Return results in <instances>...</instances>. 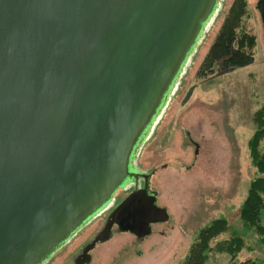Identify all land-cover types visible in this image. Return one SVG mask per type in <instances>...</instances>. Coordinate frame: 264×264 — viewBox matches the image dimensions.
Wrapping results in <instances>:
<instances>
[{
    "label": "water",
    "instance_id": "95a60500",
    "mask_svg": "<svg viewBox=\"0 0 264 264\" xmlns=\"http://www.w3.org/2000/svg\"><path fill=\"white\" fill-rule=\"evenodd\" d=\"M218 5L0 0V264H43L140 178L123 228L169 220L133 160Z\"/></svg>",
    "mask_w": 264,
    "mask_h": 264
},
{
    "label": "rangeland",
    "instance_id": "374dc122",
    "mask_svg": "<svg viewBox=\"0 0 264 264\" xmlns=\"http://www.w3.org/2000/svg\"><path fill=\"white\" fill-rule=\"evenodd\" d=\"M246 11L236 36L255 37L249 61L233 66L223 56L210 69L203 60L215 43L233 0H219L201 36L174 82L165 106L155 118L133 160L146 173L156 204L166 209L169 220L151 225L150 234L120 264H181L195 241L197 231L215 217L223 216L230 231L241 234L239 206L249 180L255 175L247 149L253 132L252 116L264 106V28L256 2L244 0ZM236 43L231 45V53ZM248 52L247 48H244ZM145 181L140 178L139 184ZM118 190L106 208L77 232L69 243L45 264H71L70 252L97 229L106 212L130 189ZM226 235L220 238H225ZM133 237L114 234L96 245L90 264H109ZM248 232L251 249L231 257L211 252L208 264H264V244ZM135 248V247H133ZM137 253V254H136ZM253 260V263L250 261Z\"/></svg>",
    "mask_w": 264,
    "mask_h": 264
},
{
    "label": "trees",
    "instance_id": "16d2710c",
    "mask_svg": "<svg viewBox=\"0 0 264 264\" xmlns=\"http://www.w3.org/2000/svg\"><path fill=\"white\" fill-rule=\"evenodd\" d=\"M245 11L244 0H233L216 41L203 60V66L210 69L215 59L225 55L230 56L226 62L233 66L239 67L249 61L255 37L247 33L236 36V30ZM234 42L236 49L232 54L231 45ZM244 48H247L248 52ZM252 122L254 129L247 140V149L250 163L255 168V175L249 180L246 194L239 206V219L243 230L241 234L230 231V224L223 216L211 219L199 228L195 241L190 245L189 253L181 264H208L211 252L226 253L234 257L242 249L249 250L251 248L246 243L248 232L256 234L259 237L258 242L264 244V106L254 112ZM223 235L226 237L220 238ZM250 262L253 263V260Z\"/></svg>",
    "mask_w": 264,
    "mask_h": 264
},
{
    "label": "flooded vegetation",
    "instance_id": "af4514ba",
    "mask_svg": "<svg viewBox=\"0 0 264 264\" xmlns=\"http://www.w3.org/2000/svg\"><path fill=\"white\" fill-rule=\"evenodd\" d=\"M140 181V179H139ZM139 181H137V184H139ZM137 184H132L130 185V189L128 191V193L126 194V196H128L130 194L131 191H133V189L135 188V186H137L138 188H142L143 187V182L140 183V185ZM127 188V185L126 187ZM149 192H153V189L149 188ZM154 195L156 197V192L154 191ZM124 196L123 198H121L120 200H118L113 207H111L106 214L104 215V218L101 222V225L97 228V229H93L92 232H90V236L85 237L84 239L80 240L73 248H72V252H70V261L71 264H90L91 260H92V256H93V251L96 248V245L100 243V240L104 239L106 237V239H104V241L112 239L113 235H119V234H128L129 236L133 237L130 244L123 246L121 248V250H118V252L116 253V256H114L109 264H120L121 261L127 257L132 255L133 253H135V251H137L136 247L141 243V241H143L148 235H145L140 241H138V236L132 232L130 229H125L124 227V216H123V212L124 211H115V208L121 203V201L126 197ZM115 197V196H114ZM113 197V198H114ZM113 200V199H112ZM157 200V199H156ZM156 203V202H155ZM111 204V203H110ZM156 224V223H153ZM152 225V224H151ZM151 225H150V229H151ZM84 228V227H83ZM81 228V229H83ZM123 228V229H122ZM80 229V230H81ZM80 230H78L77 232H79ZM119 230V231H118ZM76 232V233H77ZM75 233V234H76ZM74 234V235H75ZM73 235V236H74ZM72 236V237H73ZM71 237V238H72ZM70 238V239H71ZM70 240H68L66 243H64L60 248H58L49 259L52 258V256L61 248H63L66 244L69 243ZM105 241V242H106ZM135 247V248H133ZM138 252V251H137ZM137 254V253H136ZM47 259V261L49 260ZM46 261V262H47ZM46 262H44L43 264H45Z\"/></svg>",
    "mask_w": 264,
    "mask_h": 264
},
{
    "label": "crops",
    "instance_id": "0c3cea01",
    "mask_svg": "<svg viewBox=\"0 0 264 264\" xmlns=\"http://www.w3.org/2000/svg\"><path fill=\"white\" fill-rule=\"evenodd\" d=\"M263 224H264V216H263Z\"/></svg>",
    "mask_w": 264,
    "mask_h": 264
}]
</instances>
